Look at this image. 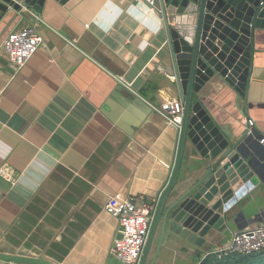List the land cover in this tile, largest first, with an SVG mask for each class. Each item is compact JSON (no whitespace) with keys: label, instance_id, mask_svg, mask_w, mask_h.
<instances>
[{"label":"crops","instance_id":"0c3cea01","mask_svg":"<svg viewBox=\"0 0 264 264\" xmlns=\"http://www.w3.org/2000/svg\"><path fill=\"white\" fill-rule=\"evenodd\" d=\"M148 5L45 0L39 17L7 14L0 20L5 60L1 45L10 31L35 25L44 42L13 74L0 65V253L56 264H119L111 253L119 225L104 203L117 192L152 202L168 179L176 147L175 125L155 110L179 99L166 84ZM254 49L245 112L221 83L200 94L214 122L234 138L247 119L264 136V30L256 32ZM125 92H138L151 110L127 102ZM252 145L264 181V147ZM192 154L184 152L180 174ZM252 197L245 218L201 244L168 233L154 264H198V257L227 246L234 232L258 225L250 222L264 217L263 183Z\"/></svg>","mask_w":264,"mask_h":264},{"label":"water","instance_id":"95a60500","mask_svg":"<svg viewBox=\"0 0 264 264\" xmlns=\"http://www.w3.org/2000/svg\"><path fill=\"white\" fill-rule=\"evenodd\" d=\"M65 4L69 0H55ZM45 0H0V20L7 14L31 18ZM151 21L161 43V68L166 84L182 104L175 122L176 147L168 179L152 201L154 212L138 264H147L158 233L154 264L168 233L201 244L245 218L254 188L263 183L248 143L247 129L231 137L203 106L207 85L231 88L243 103L253 81L254 42L264 30V0H152ZM5 72L16 68L0 56ZM119 89V88H118ZM123 90V89H122ZM121 89L117 92L122 94ZM127 102L145 113L151 104L138 92H125ZM120 101L116 96H112ZM125 105V103H123ZM192 162L180 174L186 149ZM258 217V216H257ZM251 219L250 224L258 221ZM120 230V229H119ZM116 238H120L119 232ZM0 264H56L39 258L0 253Z\"/></svg>","mask_w":264,"mask_h":264},{"label":"built area","instance_id":"2783aa9c","mask_svg":"<svg viewBox=\"0 0 264 264\" xmlns=\"http://www.w3.org/2000/svg\"><path fill=\"white\" fill-rule=\"evenodd\" d=\"M152 3V0H146ZM44 45L35 25L10 31L4 38L1 48L6 53L7 61L17 70L22 68ZM182 104L177 100L161 103L156 112L166 121L175 125L182 113ZM248 135L254 133V123L245 120ZM264 147V136L258 138ZM2 172V171H1ZM104 211L118 221L120 238H115L111 253L121 264H138L149 231L154 212L153 202L139 203L136 197L125 193H114L104 203ZM264 249V223L246 227L231 235L230 243L219 249L224 255L250 254Z\"/></svg>","mask_w":264,"mask_h":264},{"label":"trees","instance_id":"16d2710c","mask_svg":"<svg viewBox=\"0 0 264 264\" xmlns=\"http://www.w3.org/2000/svg\"><path fill=\"white\" fill-rule=\"evenodd\" d=\"M259 137L261 135L255 131L253 135H249L248 143L251 148L253 147L252 144L258 143ZM258 221L264 223V217L260 215ZM198 264H264V249L247 255L236 253L224 255L219 252H210L204 258L198 257Z\"/></svg>","mask_w":264,"mask_h":264},{"label":"rangeland","instance_id":"374dc122","mask_svg":"<svg viewBox=\"0 0 264 264\" xmlns=\"http://www.w3.org/2000/svg\"><path fill=\"white\" fill-rule=\"evenodd\" d=\"M119 264H121V262H119Z\"/></svg>","mask_w":264,"mask_h":264}]
</instances>
